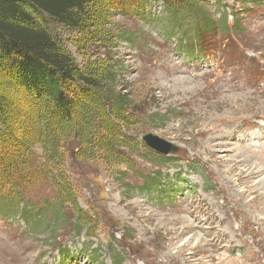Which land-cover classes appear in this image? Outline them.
<instances>
[{
	"label": "rangeland",
	"instance_id": "rangeland-1",
	"mask_svg": "<svg viewBox=\"0 0 264 264\" xmlns=\"http://www.w3.org/2000/svg\"><path fill=\"white\" fill-rule=\"evenodd\" d=\"M173 1L91 0L87 29L51 24L81 70L116 74L130 168L78 136L62 165L0 143V264H168L184 243L193 262L264 264V169L239 172L264 163V0ZM150 133L177 149L153 154Z\"/></svg>",
	"mask_w": 264,
	"mask_h": 264
},
{
	"label": "trees",
	"instance_id": "trees-1",
	"mask_svg": "<svg viewBox=\"0 0 264 264\" xmlns=\"http://www.w3.org/2000/svg\"><path fill=\"white\" fill-rule=\"evenodd\" d=\"M90 1L0 0V143L16 139L18 157L38 143L48 163L62 165L64 141L78 136L108 164L130 168L123 149L133 145L126 128L134 115L116 74L107 64L81 70L50 28L87 29Z\"/></svg>",
	"mask_w": 264,
	"mask_h": 264
},
{
	"label": "bare ground",
	"instance_id": "bare-ground-1",
	"mask_svg": "<svg viewBox=\"0 0 264 264\" xmlns=\"http://www.w3.org/2000/svg\"><path fill=\"white\" fill-rule=\"evenodd\" d=\"M262 129H264V128H262ZM256 144V143H255ZM242 154V153H241ZM240 154V155H241ZM247 154V153H246ZM246 156V155H245ZM248 158H250V156L248 157ZM252 158V157H251ZM250 158V159H251ZM252 161H253V159H252ZM248 162V161H247ZM249 163H251L249 166L248 165H246L245 163V166L244 167H242V168H240V175L241 174H245V177L247 178L246 180L248 181H251V182H253V179L255 178V177H257V174H259L260 173V171H262V169H264V163H257V162H250L249 161ZM261 175V174H260ZM250 183V182H249ZM260 183V181L258 182V184ZM257 188V187H256ZM230 202H231V200H230ZM231 206V205H230ZM227 207V206H226ZM237 208V207H236ZM236 211V210H235ZM198 213V212H197ZM237 213V212H236ZM239 215V214H238ZM234 216V215H233ZM236 217V216H235ZM245 217V216H244ZM244 217H242V223H239V224H242L241 226H239V228L237 229V231L238 232H240V233H242L240 230L242 229V227L244 226V222H245V218ZM209 220V219H208ZM231 221V220H230ZM236 222V221H235ZM231 225L233 226V223L231 222ZM182 226V225H181ZM227 227V226H226ZM181 229H179V230H182V227H180ZM185 228V227H184ZM230 228V227H229ZM221 229V228H220ZM236 230V229H235ZM235 230H233V233H237L238 234V232H236ZM222 231V230H221ZM183 232V231H182ZM182 232H180V233H182ZM221 233V232H220ZM231 234V233H230ZM192 235V234H191ZM253 235V234H252ZM215 236V238H211V240L210 241H215L216 239H224L225 238V235L224 234H216V235H214ZM254 236V235H253ZM263 237H264V235H263ZM185 244V245H184ZM183 245V248H179V250H177V251H175L174 253H171L173 256H171V254H168V251H167V254H166V252L164 253V254H166L165 256H159V257H157V259H156V263H160V262H167L168 264H202L203 263V261H192V260H190V259H188L187 257H186V250H187V247H189L190 245L189 244H186V243H184ZM199 246V249H197L195 252H194V255L196 254V252H201V255H202V257L203 258H206V259H208V257H210V259H213V255H212V253L211 254H208V255H205L202 251L204 250V249H202V251H200V247H202L203 248V246H204V244L202 243H200V242H198L197 243ZM195 247H197V246H195ZM206 251V250H205ZM176 254V255H175ZM154 260V259H153ZM146 262V261H145ZM132 264H138L137 263V259L135 258L134 259V261H132ZM146 264H147V262H146ZM149 264V263H148Z\"/></svg>",
	"mask_w": 264,
	"mask_h": 264
},
{
	"label": "water",
	"instance_id": "water-1",
	"mask_svg": "<svg viewBox=\"0 0 264 264\" xmlns=\"http://www.w3.org/2000/svg\"><path fill=\"white\" fill-rule=\"evenodd\" d=\"M143 141L145 144L155 151H159V153L167 154L171 152L170 150H176L177 148L172 146L169 143L164 142L153 134H146L143 136Z\"/></svg>",
	"mask_w": 264,
	"mask_h": 264
}]
</instances>
